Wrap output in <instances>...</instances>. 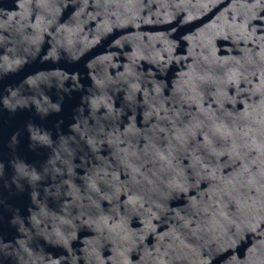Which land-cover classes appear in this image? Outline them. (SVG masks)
Listing matches in <instances>:
<instances>
[{
    "label": "water",
    "instance_id": "95a60500",
    "mask_svg": "<svg viewBox=\"0 0 264 264\" xmlns=\"http://www.w3.org/2000/svg\"><path fill=\"white\" fill-rule=\"evenodd\" d=\"M0 264H264V0H0Z\"/></svg>",
    "mask_w": 264,
    "mask_h": 264
}]
</instances>
